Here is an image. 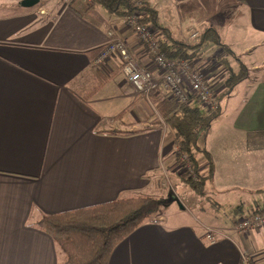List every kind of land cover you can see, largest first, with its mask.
<instances>
[{
	"label": "crops",
	"instance_id": "0c3cea01",
	"mask_svg": "<svg viewBox=\"0 0 264 264\" xmlns=\"http://www.w3.org/2000/svg\"><path fill=\"white\" fill-rule=\"evenodd\" d=\"M149 1L166 29L156 32L161 39L189 32L191 24L202 26L200 34L209 28L232 38L225 44L239 56L237 67L227 56L206 62L204 46L193 58L209 66L219 104L201 140L214 165L205 189L216 193L218 205L234 198L242 205L233 215L207 212L210 217L194 222L170 218L177 210L169 202L120 241L108 264H264V227L245 233L235 225L264 207V0ZM23 2L0 0V264H60L66 252L37 220L149 194L146 188L159 195L150 188L163 158L174 163L173 131L153 114L154 98L122 73L117 54L106 60L107 71L95 63L91 50L112 29L145 69L159 72L147 43L124 18L100 5L88 9L86 0ZM240 61L249 68L244 80L230 90L224 81L217 86L225 64L238 71ZM159 83L154 97L169 92ZM167 128L172 136L163 146ZM114 129L120 132L108 133ZM198 157L207 174L208 162ZM208 227L216 230L215 243L205 238Z\"/></svg>",
	"mask_w": 264,
	"mask_h": 264
},
{
	"label": "trees",
	"instance_id": "16d2710c",
	"mask_svg": "<svg viewBox=\"0 0 264 264\" xmlns=\"http://www.w3.org/2000/svg\"><path fill=\"white\" fill-rule=\"evenodd\" d=\"M88 9L96 5L102 6L107 12L116 14L125 20L133 14L139 15V23L153 28L155 34L163 28L158 10L149 0H86ZM165 31V27L163 28ZM213 33V36L211 34ZM199 33V32H198ZM154 34V35H155ZM215 35V36H214ZM218 32L206 28L198 35L197 42L188 43L183 37L172 34L167 38L155 35L159 46L167 58L192 59L199 49L205 46L209 39H217ZM221 44V43H220ZM230 52L228 45L224 44ZM100 47L92 49L96 55ZM233 55V53H231ZM239 60V56L236 57ZM227 71L224 83L230 90L233 85L244 80L249 68L241 61L239 70L235 71L229 64H225ZM99 88L98 86L96 87ZM156 88L149 92V97L155 100L153 114L160 116L159 123L165 124L173 131L172 142L175 147L174 156L182 167L189 168L179 176L189 190L202 195L206 193V183L212 179L213 161L208 148L201 142L210 132L213 121L217 118L218 109L207 110L195 94L190 95L188 102H181L170 93L161 97H154ZM217 103V99H216ZM218 104V103H217ZM219 106V104H218ZM109 130L108 133H119ZM134 131H123L130 134ZM198 153H202L208 162L207 174L201 172V162ZM264 190V187L262 188ZM166 197L152 194L119 197L107 202L73 208L56 213L45 214L36 225L49 233L57 244L66 252L67 258L60 264H108L114 248L138 228L143 222L166 208ZM242 205V204H241ZM238 206V208L241 207ZM238 208L235 211H238ZM258 210L256 212H261ZM255 212V213H256ZM244 264H255L244 262Z\"/></svg>",
	"mask_w": 264,
	"mask_h": 264
},
{
	"label": "built area",
	"instance_id": "2783aa9c",
	"mask_svg": "<svg viewBox=\"0 0 264 264\" xmlns=\"http://www.w3.org/2000/svg\"><path fill=\"white\" fill-rule=\"evenodd\" d=\"M140 1V0H138ZM139 15H130L125 21L129 27L135 31L137 37L147 43V47L154 55V62L158 67V74H153L149 69H145L138 61L136 54L129 48L128 42L119 34L110 30L107 41L99 48L95 58L97 61L109 59L113 55H118L122 63V73L133 84L137 91L145 93L149 98L151 89L159 86L162 80L166 83L171 96L181 102H188L190 95L195 94L207 110H216V92L209 83L207 76L210 69L199 68V64L192 59L167 58L162 51L160 44L155 38V31L152 27L139 23ZM198 31L192 36L197 37ZM189 43V42H188ZM155 109V107H154ZM238 231H251L264 227V207L261 212L244 215L238 218L235 223ZM214 230L209 229L205 238L211 243H215ZM244 262L248 260L243 259Z\"/></svg>",
	"mask_w": 264,
	"mask_h": 264
},
{
	"label": "rangeland",
	"instance_id": "374dc122",
	"mask_svg": "<svg viewBox=\"0 0 264 264\" xmlns=\"http://www.w3.org/2000/svg\"><path fill=\"white\" fill-rule=\"evenodd\" d=\"M188 26L190 27L189 32H181V30L180 31L178 30L179 33H177V34H178V36L183 37L187 42L195 44V42H197V40H198V36L193 37L192 34H193V32H196V31L200 32L202 26L199 27L198 25H196V27H194V26H192V24L188 25ZM178 29H179V27H178ZM112 32L115 34L117 33L115 30H112ZM217 32H218L217 39L219 40V44H217L218 41H216V39L214 41L209 39L208 42L206 44H204L205 46L203 48H201V56L204 57L205 60H207L206 62H211L213 58H217L218 61H220L221 59H223L222 58L223 56H227V57L232 58V61L235 64L237 61L236 57L231 55L230 52L224 46V44L229 43L232 38H228L224 31L222 32V31L218 30ZM211 36H213V33L211 34ZM96 55H97V53H96ZM96 55H95V57H96ZM106 60L107 59L101 60V62L100 61L96 62V65L98 67H100L101 70H103V71H107V68H108L107 64H106ZM206 62H203L204 65H201L199 68H204V69L208 70L207 68L209 66H206V64H207ZM235 66L237 67V64H235ZM217 70L219 72L218 76L220 78L221 75L223 74V68L221 67V69L218 68ZM152 73L157 74L158 72L156 73V72L152 71ZM207 79H208V76H207ZM223 81L224 80L221 79L218 82L217 86L219 84H221V82H223ZM209 83L212 84L210 81H209ZM212 88H213L214 92L217 90L213 85H212ZM224 98H226V96ZM171 136H172V132L168 131V128H167V130L162 135V145L163 146L168 144L169 140H171ZM173 158H174V163H172V165H170V163H168L172 159L169 160L170 158L167 156L165 158H163V161H164V162H162L163 166L161 167V169L156 170V173H159V175L156 178H154V183L151 185V188H150L152 190V192L159 190L158 194L160 196H164L166 198L169 197V190L172 189L173 191H175L178 198L180 199V201H181L180 203H182L183 206L184 205L187 206V209L185 210L182 207H180V205L178 203H176V201L170 202L167 205V207H169V205H171L173 203L175 205L176 210H177L176 214H174V215H172V212L168 213L170 218L174 217L175 220L183 219V220H190V221L196 222L195 219L197 220V218H198L197 216H200L201 218L202 217H210V214H208L207 212H211L212 217H214V216H225L226 213H227V215H233L230 211H232V209H235L236 207H238L237 205L239 204L240 201H238L237 199L234 198V199L229 200L231 202L218 205L216 193L211 192V195H210V191H206V193H203L202 195H197L196 193L192 192L191 190L188 189V187L183 182H181L179 180V176H178V175L184 173L187 168H189L191 170L190 164L188 165V167H182L176 161L175 156ZM155 180H156V182H155ZM157 185H159L158 189L156 188ZM145 191H148L149 194H152L149 191V188H146ZM152 195H155V194H152ZM159 195H157V196H159ZM218 200H220V199H218ZM204 208H205V210H203ZM212 217H211V219H212ZM242 232L246 233L249 231L247 230V231H242ZM213 235L217 240L216 230H215V234H213Z\"/></svg>",
	"mask_w": 264,
	"mask_h": 264
},
{
	"label": "water",
	"instance_id": "95a60500",
	"mask_svg": "<svg viewBox=\"0 0 264 264\" xmlns=\"http://www.w3.org/2000/svg\"><path fill=\"white\" fill-rule=\"evenodd\" d=\"M37 2H39V0H24V2L22 4L24 6H32V5H35ZM173 201H176V203H178L180 205V207L184 208V206L182 205V203H180L181 201L178 198V196L176 195L175 191H173L171 189V190H169V197L165 201V203L168 204L169 202H173Z\"/></svg>",
	"mask_w": 264,
	"mask_h": 264
},
{
	"label": "flooded vegetation",
	"instance_id": "af4514ba",
	"mask_svg": "<svg viewBox=\"0 0 264 264\" xmlns=\"http://www.w3.org/2000/svg\"><path fill=\"white\" fill-rule=\"evenodd\" d=\"M243 216H244V215H243ZM208 228H209V227H208ZM208 228H207V232H206V234L208 233L209 229L213 230V228H209V229H208Z\"/></svg>",
	"mask_w": 264,
	"mask_h": 264
}]
</instances>
